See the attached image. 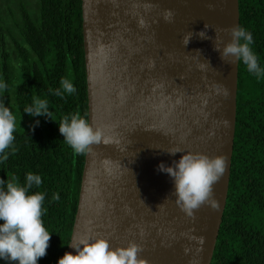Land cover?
Returning <instances> with one entry per match:
<instances>
[{
	"label": "water",
	"instance_id": "obj_1",
	"mask_svg": "<svg viewBox=\"0 0 264 264\" xmlns=\"http://www.w3.org/2000/svg\"><path fill=\"white\" fill-rule=\"evenodd\" d=\"M82 18L89 123L108 142L85 156L67 252L75 255L71 245L82 238H103L113 248L141 246L146 264H211L227 204L239 80V61L223 62L214 40L227 43L240 27L239 0H82ZM205 24L212 39L196 35ZM184 153L226 162L192 217L177 206L173 179L158 171Z\"/></svg>",
	"mask_w": 264,
	"mask_h": 264
},
{
	"label": "trees",
	"instance_id": "obj_2",
	"mask_svg": "<svg viewBox=\"0 0 264 264\" xmlns=\"http://www.w3.org/2000/svg\"><path fill=\"white\" fill-rule=\"evenodd\" d=\"M239 9L264 69V0H239ZM82 23V0H0V82L7 85L0 103L17 118L16 151L0 156V179L15 176L24 186L29 172L41 176L28 194H44L41 219L51 239L37 264H57L67 252L77 212L86 154H72L58 123L77 112L89 122ZM62 77L76 88L63 98L54 94ZM34 95L48 101L50 118L24 112ZM211 264H264V76L241 61L230 184Z\"/></svg>",
	"mask_w": 264,
	"mask_h": 264
},
{
	"label": "clouds",
	"instance_id": "obj_3",
	"mask_svg": "<svg viewBox=\"0 0 264 264\" xmlns=\"http://www.w3.org/2000/svg\"><path fill=\"white\" fill-rule=\"evenodd\" d=\"M171 17L170 11L165 14V20L170 21ZM209 28L210 26L205 24V30L196 35L201 39H212L207 36L206 30ZM214 31L216 32L215 29ZM229 33L231 39L227 43L217 36L214 40V50L220 54L221 60L225 63L241 61L249 73L257 78L264 76V69L260 67L257 55L250 47L253 43L252 34L242 27H234ZM192 36V32L185 34L182 37V45L186 47ZM196 53L200 54V51L197 50ZM6 87L5 83L0 82V91ZM75 91L74 84L62 77L60 88L56 89L54 94L63 98L65 93L71 95ZM24 112L33 117H51L48 101L35 95L31 106L26 107ZM58 127L63 141L71 148L74 156L89 153L92 145L101 143L102 139L108 142L103 130L99 127L94 128L79 112L70 118L64 117L58 123ZM16 129V116L10 108L0 103V156L5 160L7 149L16 151L13 147ZM167 152L175 155L180 151ZM225 169L226 162L223 157L209 158L187 153L178 161H174L172 166H166L164 163L158 165V171L167 173L173 179L172 196L175 197L177 206L190 217L194 216V210L209 202L213 195V185L223 176ZM5 184L6 190L0 187V221H3L0 223V259L13 264H37L38 259L47 254L51 239V233L45 229L41 219L44 211L42 209L44 194L41 192L28 194L34 185L39 187L42 184L41 176L29 172L24 186L19 184L15 176L7 182L0 179V186ZM58 199L59 195L54 194L53 200ZM161 205H158V208ZM199 242L203 244L204 238H199ZM71 246L76 249V254L65 252L57 264H146L139 258V253L143 249L133 242L126 247L113 248L108 240L103 238L95 240L82 238ZM185 251L187 252V249Z\"/></svg>",
	"mask_w": 264,
	"mask_h": 264
}]
</instances>
